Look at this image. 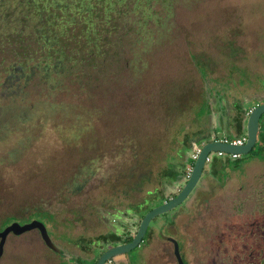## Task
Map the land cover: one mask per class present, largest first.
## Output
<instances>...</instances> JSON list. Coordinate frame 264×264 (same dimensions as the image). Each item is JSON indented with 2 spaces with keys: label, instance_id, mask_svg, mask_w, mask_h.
Masks as SVG:
<instances>
[{
  "label": "rangeland",
  "instance_id": "374dc122",
  "mask_svg": "<svg viewBox=\"0 0 264 264\" xmlns=\"http://www.w3.org/2000/svg\"><path fill=\"white\" fill-rule=\"evenodd\" d=\"M118 3L0 0V222L24 224L32 215L41 222L38 214L62 252L47 249L36 230L9 234L0 264H68L72 239L85 250L86 239L132 236L139 216L130 206L145 212L162 198L149 192L162 186L168 196L185 183L172 153L182 132L202 124L211 98L227 114L244 99L264 102V92L249 89L253 80L264 86V0H127L121 9ZM85 33L96 39V55L86 56ZM214 117L221 139L227 131L218 112ZM257 144L230 160L223 176L243 171L256 153L264 170ZM235 175L208 208L235 200ZM179 211L150 222L153 234L131 252L137 264H176L161 236L177 242L179 255L181 240L185 263L198 264L212 218L202 207L182 234L180 213L170 221ZM92 249L96 256L99 249Z\"/></svg>",
  "mask_w": 264,
  "mask_h": 264
},
{
  "label": "flooded vegetation",
  "instance_id": "af4514ba",
  "mask_svg": "<svg viewBox=\"0 0 264 264\" xmlns=\"http://www.w3.org/2000/svg\"><path fill=\"white\" fill-rule=\"evenodd\" d=\"M262 103L260 102L259 104ZM263 123L264 119L261 124L258 123V128H261ZM261 151L264 152V141L258 148V152ZM250 163L251 162L248 161L247 166ZM235 173H237L238 178L241 179L239 181L241 184L237 187L239 191L238 196L231 197L235 200L230 199L229 201V198L225 197L224 201H228V203L224 202V206L220 205V207L214 206L208 208L206 204L210 203L212 200H216L215 192L222 189L228 177L235 175ZM235 173L229 176H223L221 179L218 178L217 182L213 181V179L216 178H212V181H208L207 178L201 177L198 184L179 205L180 211L170 217V221L173 222L175 216L180 213V228L183 230L182 234H184L186 231V220L192 216V213L193 215L199 213L200 216L202 207L209 212L212 219L208 235V251H203L202 253L201 248H199V251H196V253H198V264H264V170L259 171L258 174L252 175L249 179L245 176L244 171L239 173L236 171ZM178 190L179 189L175 190L173 193L176 194ZM111 221L113 222V220ZM163 227H165V225H163ZM153 228L154 227L151 226L150 223L144 233L141 243L144 239H147L149 234H153ZM109 234H111V232ZM133 235L117 240L110 239L109 241H103L101 239L90 241L89 239H86V241L82 243L83 246L86 247L85 250H81L82 247L80 248V245H78L77 242L73 243V241L78 240V238L75 240L72 239L70 240L71 243H69V246L74 250H69L67 252L66 260L68 264H73V262L80 264H94L97 257L104 250L116 245L127 243L124 241L128 238L131 240ZM92 247L99 249L97 252L95 251V253H97L96 256H94V250ZM131 252L132 250L126 254L117 256L106 264H132ZM181 252L180 240V258L183 264H186ZM56 254L61 255L62 253L58 250ZM202 254L208 255V257L205 258ZM80 255L84 257L80 258ZM122 257L124 258L123 261L117 260V258Z\"/></svg>",
  "mask_w": 264,
  "mask_h": 264
},
{
  "label": "water",
  "instance_id": "95a60500",
  "mask_svg": "<svg viewBox=\"0 0 264 264\" xmlns=\"http://www.w3.org/2000/svg\"><path fill=\"white\" fill-rule=\"evenodd\" d=\"M264 115V103L255 105L248 112L245 126V140L241 146H232L228 143H222L219 141H211L201 146L198 154L192 162L190 173L185 179V183L178 190V192L167 201L151 208L147 211L139 220L136 231L131 240L125 244L116 245L104 250L96 259L94 264H106L113 258L126 254L129 251L137 248L142 241L144 233L149 226L150 222L157 216L162 215L172 209L178 207L189 195V193L197 185L204 168V158L208 153L222 152L224 154H237L239 157L247 155L251 152L255 145L258 134V123L261 116ZM36 230L43 245L50 251L57 253L58 249L53 245L49 236L47 235L45 226L37 221L31 220L30 222L19 224L17 222H11L0 230V257L2 255L3 244L6 237L11 235H20L24 232ZM163 240L169 242L172 246V255L176 264H183L177 242L168 236H161Z\"/></svg>",
  "mask_w": 264,
  "mask_h": 264
},
{
  "label": "crops",
  "instance_id": "0c3cea01",
  "mask_svg": "<svg viewBox=\"0 0 264 264\" xmlns=\"http://www.w3.org/2000/svg\"><path fill=\"white\" fill-rule=\"evenodd\" d=\"M262 78H264V77H262ZM251 82L252 81H250V83ZM249 89H250V91H253V92H259V91L260 92L262 91V93L264 92V86L258 85V83H256V80H253V86L251 85V87ZM243 94L245 95V92ZM211 99H212V101L209 102V106L206 107V110H205L206 114L202 118V124L198 125V124H196V122H194L193 131H191V132L194 135L193 137L197 140L194 142L193 141H187L186 137L188 138L192 134L189 135L188 133H186V131L182 132L181 138L178 140L179 142H177V145H180L179 146L180 148H176L174 150V152L172 153L175 156L173 159L174 160L178 159L180 161L179 162L180 163L179 169H180V172L182 173L183 177H184L185 169L191 165L189 162L191 161L190 154L192 153V149L199 148L198 145H203V144L211 142L215 139H220L219 137H217V134L215 133V130H214V125L216 123L215 122L216 119L214 117L211 120L210 114L218 112V115H220L221 119H219V120L221 121V124L223 123L222 129H225V131H227V133L224 132V134L222 136L223 138H229V139L245 138V126H246L247 114L252 109V107H254L255 105H258L260 103V102H255L254 100L252 101L250 98L244 99V101L240 105L236 104V105L232 106V108H231L232 113L227 114L226 111H224L222 109L220 110L222 104L218 100V97L215 96V98H211ZM234 102L238 103L237 101H234ZM253 102H254V104H252ZM209 107L210 108L213 107V109L210 110ZM214 108L217 110L214 111ZM222 114H225L224 115L225 117H223ZM227 122H230L231 124H229V126H225V124ZM227 127H229V129ZM228 130H229V132H228ZM263 139H264V123H263V125H261V128H258L257 139L255 142V145H256V143L258 141L257 148H259V145L264 141ZM191 143H193L192 146H191ZM248 156H250L249 157L250 158L249 161L251 162L250 164L252 165V167H254L256 169V170L250 171L248 169L249 167L247 166L248 163H244V166H242V169L245 172V176L249 179V178H251L252 175L258 174V172L260 171L259 166L263 165V164L260 163L261 158H258V153L248 155ZM230 160L231 159H229L227 157H222V158L215 157L210 163H208V167L205 170V172L202 173L203 175H201V177L207 178L208 181L209 180L212 181V178H216V179H213V181L217 182L218 178L221 179V176L223 177L224 174L222 172L223 171L225 172L228 170L227 163ZM235 160L240 161L241 157H238V159H235ZM176 166H177V164L174 165L173 168H176ZM170 170H173V169H170ZM170 170L168 169V172H170ZM172 172H174V170ZM220 173H222V174L220 175ZM233 173H235V172H233ZM228 176H229V174H228ZM234 176L235 175H233V177ZM199 181H200V179H199ZM229 186H232V185L230 184ZM173 187L176 190L178 189L175 186V184L173 185Z\"/></svg>",
  "mask_w": 264,
  "mask_h": 264
},
{
  "label": "trees",
  "instance_id": "16d2710c",
  "mask_svg": "<svg viewBox=\"0 0 264 264\" xmlns=\"http://www.w3.org/2000/svg\"><path fill=\"white\" fill-rule=\"evenodd\" d=\"M112 1V0H111ZM127 4V0H119V3H118V7L121 9V7L122 8H125L126 5ZM145 5L146 6H150V0H145ZM94 7H96L95 5H94ZM80 8V7H79ZM88 30V29H87ZM94 33H96V32H94ZM93 33V34H94ZM83 39H84V41H85V47L87 48V50H86V56L88 57V56H91V55H96V53H97V50H98V48H97V46H96V44H95V42H96V39L93 37V36H91V35H89L88 33H85V35H83ZM88 45H91V48H89L88 47ZM198 72V71H197ZM202 78V77H201ZM202 95H203V92L201 93V95H200V98H201V100H200V103H199V106H201V105H203V99H202ZM175 138V137H174ZM186 139H187V137H186ZM176 140V139H175ZM178 141V140H177ZM173 161L175 162V160L173 159ZM165 172H163L162 173V178H168L169 177V175H166L165 176V174H164ZM176 172H174V174H175ZM162 178H161V180H162ZM165 182V181H164ZM164 182H162V184L164 185ZM161 184V183H160ZM161 184V185H162ZM163 187L162 186H160V187H158L156 190H152L151 192H149L148 193V198H149V196H151V194H155V195H158V196H162V198H161V200H159V201H157L156 203H155V205H153L151 208H153L154 206H157V205H159V204H161L162 202H164V201H166V200H168L169 198H171V197H173L174 195H175V193H173V194H170V195H168V196H163ZM162 192V193H161ZM147 198V199H148ZM146 200H144V202H145ZM138 205V207L136 206V205H132V206H130L131 208L133 207V209L136 211V213H137V215L139 216V220L142 218V216L144 215V213H146L147 211H149L151 208H148V209H146L145 210V212H140L139 211V204H137ZM144 205H146V204H144ZM144 207V206H143ZM147 207V206H146ZM97 210H99V208L97 209ZM101 211V210H100ZM106 211H109L110 213H114V214H119L118 212H116L117 210L116 209H107ZM40 217L41 218V220L43 221V219H42V216H40V215H38V214H36V217ZM33 219H35L34 218V215H32L29 219H27V220H23L24 221V223H27V222H30L31 220H33ZM12 220L13 219H10V218H8V219H4L3 221H1L0 222V230H2L5 226H7L8 224H10L11 222H12ZM41 221V222H42ZM23 224V223H22ZM43 224V223H42ZM137 225H138V223H137ZM160 228H161V226H160ZM157 232H160L161 233V230H156V233ZM130 240V238H128V239H126L124 242H128ZM62 253V252H61ZM130 258V257H129ZM131 263L132 264H137V259L136 258H133V257H131Z\"/></svg>",
  "mask_w": 264,
  "mask_h": 264
},
{
  "label": "built area",
  "instance_id": "2783aa9c",
  "mask_svg": "<svg viewBox=\"0 0 264 264\" xmlns=\"http://www.w3.org/2000/svg\"><path fill=\"white\" fill-rule=\"evenodd\" d=\"M245 138H239V139H229V138H221V139H215L213 141H219L222 143H228L232 146H241L244 143ZM199 148L193 149L192 153L190 154V159L193 162L198 154ZM215 154V157L222 158V157H228L231 160L237 159L239 156L237 154H224L222 152H212ZM211 162L210 153H208L204 158V164H208ZM192 165V164H191ZM191 165L187 167L184 171V178L186 179L190 173Z\"/></svg>",
  "mask_w": 264,
  "mask_h": 264
}]
</instances>
